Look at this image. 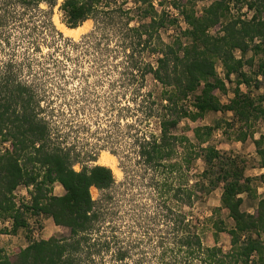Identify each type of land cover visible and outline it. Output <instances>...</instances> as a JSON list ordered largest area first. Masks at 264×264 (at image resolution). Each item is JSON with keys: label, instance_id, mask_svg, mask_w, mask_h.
<instances>
[{"label": "trees", "instance_id": "16d2710c", "mask_svg": "<svg viewBox=\"0 0 264 264\" xmlns=\"http://www.w3.org/2000/svg\"><path fill=\"white\" fill-rule=\"evenodd\" d=\"M166 1L136 0L134 8H125L118 0H64L60 5L69 28L94 19L102 29L114 30L106 36L117 39L122 48L117 51L124 57L115 64L116 71L126 79L124 86L137 105L136 112L129 106L128 111L134 117L144 109L140 124H155L150 133L138 130L134 153L145 172L161 176L153 190L163 212L149 224L140 215L134 221L137 224L123 226L116 212L99 206L92 188H112L116 180L113 169L95 165L76 170L81 152L66 144L58 124L45 113L55 99L54 92L46 84L24 80L15 60H0V220L11 224L3 233L24 230L28 240L15 253L0 251V264H264V197L253 213L242 208L243 194L257 197L252 186L255 178L246 176L237 160L205 145L222 127L221 120L194 127L198 143L177 130L184 119L196 122L211 112H232L234 119L227 124L238 132V140L254 138L264 167V135L256 138L253 130L255 123L264 122V94L254 97L242 89L243 84H251L253 76L244 67L254 65L255 57H260L255 76L264 75V0H214L202 13L196 10L198 0H170L187 24L172 42L163 38L161 30L178 25L179 19L165 8H157ZM57 2L0 0V32L17 19L11 9L15 5L24 6L23 14H27L42 3L54 7ZM134 10L136 14H132ZM50 25L55 26L51 20ZM236 51L242 55L238 57ZM249 51L253 56L247 62ZM146 52L158 55L156 62L145 60L142 53ZM218 61L224 76L218 72ZM149 75L163 86L158 98L151 91L144 92ZM229 83L236 84L234 96L223 102L218 91L228 94ZM256 83L258 87V80ZM198 159L206 168L191 176ZM259 180L264 183V174ZM57 183L64 194H55ZM221 185L222 204L209 220L216 233L231 236L228 252L206 246L202 220L183 210ZM21 186L29 190L30 197L18 202L16 190ZM223 208L234 221L230 228L216 218ZM35 216L51 217L55 224L68 227L70 236L34 238L31 218Z\"/></svg>", "mask_w": 264, "mask_h": 264}, {"label": "rangeland", "instance_id": "374dc122", "mask_svg": "<svg viewBox=\"0 0 264 264\" xmlns=\"http://www.w3.org/2000/svg\"><path fill=\"white\" fill-rule=\"evenodd\" d=\"M63 1L58 0L54 7L42 3L39 7L28 9L27 14H23L25 8L20 4L12 7L11 9H14L17 14V19L6 24L3 32H0V60L2 62L15 60L21 66L19 72L24 80L46 84L50 91L54 92L51 94L55 99L45 113L49 114L53 123L58 124L57 131H60L65 138L66 144L75 145L76 150L81 152L80 162L74 166L76 170H82L83 166L95 165H106L113 169L116 180L112 188L107 190L92 188L97 204L116 212L117 218L121 219L119 223L123 226L137 224L134 221L141 216H144L143 223L149 224L155 216L163 212L158 206L161 203L156 197L158 194L153 190L161 176L153 172L150 174L145 172L146 167L136 161L137 154L134 153V149L137 148L136 134L140 131L144 133L155 131V124H140L139 120L143 119L144 109H141L134 117L128 111L129 106L136 112L137 105L133 102L131 92L124 86L126 79L121 78L116 71L115 64L123 62L124 57L117 51L122 49L117 39L113 37L109 39L106 36L107 32H114L113 28L102 29L100 25L97 26L94 19H89L77 27L75 32H69L70 29L75 28H69L63 22V14L60 10ZM213 1L198 0L196 10L202 13L204 8ZM118 2H124L125 8L137 6L136 0H118ZM165 4L164 7L157 5V8L161 11L165 8L179 19L178 25L161 30L163 38L167 42H172L177 33L184 30L187 24L181 13L173 8L170 0ZM244 12H247L246 8H243ZM136 13L137 10L132 12V14ZM247 15L251 16L252 12H248ZM50 20L54 27H51ZM94 32L97 33L94 34ZM75 42H78L76 44L79 46L75 45ZM236 54L238 57L242 55L241 51H236ZM142 56L151 62H156L158 58V55L147 52L142 53ZM252 56L253 52L249 51L245 58L247 62ZM259 59V56L255 57L254 65L246 63L244 67L245 72L253 77L250 86L243 84L242 89L251 92L254 97L264 94V75L255 76ZM217 69L219 74L224 76L220 61L217 63ZM117 80L119 83L115 82ZM256 80H258V87ZM235 85V83H229L228 94L218 91L223 102H228L234 96ZM162 90V84L149 75L144 92L151 91L154 97L158 98ZM192 100L193 95L189 97L188 105ZM233 119L232 112H211L203 120L196 122L184 119L177 130L198 143L193 128L198 125H214L217 120H221L222 127L213 133L209 143L205 145L215 146L224 152L226 157L237 160L244 168L245 175L255 178L252 186L257 189V197H251L247 193L242 195L243 210L253 213L258 200L264 197V183L259 180V176L264 174V167L261 166V158L254 138L249 137L245 142L238 140V132L227 124ZM239 126L240 124H237L236 128ZM253 130L256 138L264 135V122L255 123ZM140 135L142 136V133ZM104 155L115 157L117 169L114 168L113 163L103 162ZM205 168V162L198 159L193 164L190 175L192 176L194 172H202ZM222 191L221 185L196 202L192 208L185 206L183 210L191 211V214L202 220L201 234L206 246H219L228 252L231 248V236L224 231L216 233L213 222L209 220L214 210L222 204ZM54 192L61 195L65 190L60 184H56ZM29 197L30 193L26 187L21 186L16 190L18 202ZM174 206L177 208L176 204ZM228 214L229 211L223 208L220 214H216V218L223 219L230 228L234 225V221ZM106 225L108 223L104 224ZM3 228L5 226L0 225V230ZM31 230L32 236L36 239L70 236L68 227L55 224L53 219L47 221L45 216L32 217ZM106 231L109 230L105 228ZM108 258H111V254L107 256Z\"/></svg>", "mask_w": 264, "mask_h": 264}, {"label": "crops", "instance_id": "0c3cea01", "mask_svg": "<svg viewBox=\"0 0 264 264\" xmlns=\"http://www.w3.org/2000/svg\"><path fill=\"white\" fill-rule=\"evenodd\" d=\"M58 184V183H57ZM62 186V185H61ZM64 193H61V195ZM52 220L51 217H47V221ZM0 225L5 227H10L11 224L9 221L3 222L0 220ZM28 245V240L25 237V231L20 230L17 234L3 233L0 230V250L7 253H15L19 248L26 247ZM11 253V254H12Z\"/></svg>", "mask_w": 264, "mask_h": 264}, {"label": "bare ground", "instance_id": "6f19581e", "mask_svg": "<svg viewBox=\"0 0 264 264\" xmlns=\"http://www.w3.org/2000/svg\"><path fill=\"white\" fill-rule=\"evenodd\" d=\"M78 28H75V29H70L69 30V32H75L76 30H77ZM68 32V31H67ZM103 162H105V163H113L114 164V168H116L117 169V167H116V159H115V157L114 156H112V155H104L103 157ZM113 166V165H112Z\"/></svg>", "mask_w": 264, "mask_h": 264}]
</instances>
